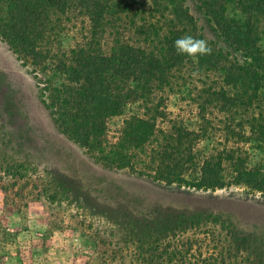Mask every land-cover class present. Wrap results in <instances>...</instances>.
Instances as JSON below:
<instances>
[{"label": "trees", "instance_id": "trees-1", "mask_svg": "<svg viewBox=\"0 0 264 264\" xmlns=\"http://www.w3.org/2000/svg\"><path fill=\"white\" fill-rule=\"evenodd\" d=\"M195 1L218 38L200 33L197 18L177 8L169 25L178 27L170 25L166 34H173L172 40L132 41L116 31L104 48L106 28L129 12L134 0H0V34L33 72L42 102L61 130L97 162L180 188L245 185L264 194V162L249 161L250 149L264 148V112H254L264 110V0ZM78 20L85 22L84 34L73 47L58 51L61 31ZM150 32L153 26L143 28L149 37ZM185 35L206 40L212 54H177L174 41ZM188 62H195L198 79H209L203 70L217 74L208 104L221 114L209 118L201 108L191 127L167 106L177 87L174 75ZM132 103L139 111L131 112L109 139L108 120ZM242 108L248 112L235 118ZM206 140H212L210 146ZM188 197L172 195L171 208L160 210L154 221V260L225 264L210 252L222 244L209 226L215 221L203 212H184L186 203L194 207ZM220 222L228 220L220 216Z\"/></svg>", "mask_w": 264, "mask_h": 264}, {"label": "rangeland", "instance_id": "rangeland-1", "mask_svg": "<svg viewBox=\"0 0 264 264\" xmlns=\"http://www.w3.org/2000/svg\"><path fill=\"white\" fill-rule=\"evenodd\" d=\"M132 4L113 27L106 28L104 48L116 31L132 41L172 40L173 34H166L171 26L178 27L169 25L177 8L197 18L200 33L218 38L195 0ZM146 25L155 28L150 37L142 33ZM84 28V20L70 22L58 37L57 50L73 47ZM191 62L175 73L177 87L167 105L189 127L201 108L209 118L221 116L212 108L215 105L208 104L217 74L203 70L209 79H198ZM138 111L132 103L123 115L111 117L109 139L118 135L131 112ZM244 111H235L234 117L240 118ZM261 111L255 109V115ZM250 154V164L264 162V148H252ZM176 194H188L185 200L194 204L184 201V212H203L215 221L209 226L221 235L222 244L210 252L221 262L264 264V194L245 185L215 191L180 188L97 162L61 130L42 102L41 85L33 72L0 34V264H157L153 224L160 210L171 208L170 197ZM220 216L228 223L223 225Z\"/></svg>", "mask_w": 264, "mask_h": 264}, {"label": "clouds", "instance_id": "clouds-1", "mask_svg": "<svg viewBox=\"0 0 264 264\" xmlns=\"http://www.w3.org/2000/svg\"><path fill=\"white\" fill-rule=\"evenodd\" d=\"M177 54L188 57H201L212 54V48L206 40L196 39L191 35H185L174 41Z\"/></svg>", "mask_w": 264, "mask_h": 264}]
</instances>
